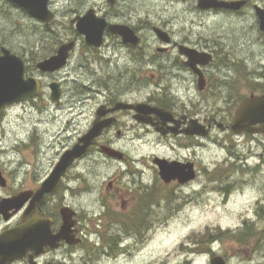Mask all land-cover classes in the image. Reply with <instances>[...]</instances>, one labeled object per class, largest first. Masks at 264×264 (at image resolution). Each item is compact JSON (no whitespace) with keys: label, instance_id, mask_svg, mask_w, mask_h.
Masks as SVG:
<instances>
[{"label":"flooded vegetation","instance_id":"flooded-vegetation-1","mask_svg":"<svg viewBox=\"0 0 264 264\" xmlns=\"http://www.w3.org/2000/svg\"><path fill=\"white\" fill-rule=\"evenodd\" d=\"M157 1L160 6L158 11L153 10L148 13L144 10V16H139L140 9L132 7V0H70V11L67 13V9L63 10V25L69 28V31L67 30L69 34L61 37L58 43L51 46L53 50L47 56L30 61L25 57L22 58L24 79H33L37 82V94L27 101L7 107L0 114V121L11 108L36 110L39 107L45 108L52 105L56 109H64L73 103L70 107L72 109L78 105L91 103L93 109L87 121L88 125L83 131L77 132L80 121L74 120L80 116L79 114L65 121L66 127L71 126L70 133L65 134L66 145L57 151L48 173L42 179L35 180L32 177L30 181H21L18 184L13 181V187L18 186V188L0 196V200L23 192H35L51 174L63 153L71 149L93 127L94 123L103 125L87 152L76 159L61 177L59 189L52 195H45L38 210L34 213H26L29 204L26 203L8 221L0 217V233L36 220L49 223L51 235L56 236L63 224L60 209L69 207L75 212L71 219L74 221L73 237L80 242L77 245H68L66 241L61 240L55 249L44 248L43 253L38 255L30 252L23 259L9 264H74L79 261L97 264L103 260L116 262L126 255H131L134 248L142 245L143 232L148 229L146 218L149 205L159 206L164 198L165 186L172 185L173 190H180L185 184L180 185L179 182L174 181L165 185L160 179V187L156 186V183L147 186L142 181V176L145 169L158 173L153 164L155 157L148 167H139L141 163L145 165L146 162H141L138 156H132L124 146V139L127 136L138 139L156 137L169 150L177 153L176 156H159L162 160L168 163L176 162L182 166L193 163L195 168H197L193 158L195 148L202 146L206 141H211L216 130L227 137L238 139V137L246 136V134L234 136L230 126L239 104L244 99L264 95V61L257 60V68L250 70L246 60L234 63L223 53L220 56V63H217L216 44L213 45L201 33L196 35L192 26L202 27L200 21H204L205 18L254 25L256 33L264 39V32L260 30L259 17L260 11L264 12V0ZM224 4L230 5L231 8L217 7ZM10 5L20 10L29 19L43 23L45 27H52V24L56 22L57 15L51 10L49 0L48 9L54 16L50 23L33 18L27 11L11 2ZM180 8L192 12V16L195 17L185 23L190 26L189 29L183 27L179 30L174 27L179 21ZM89 14L96 23L105 24L101 43L97 47L86 43L84 36L76 28L77 23ZM135 16L138 18L135 19ZM197 17L199 22H196ZM110 26L121 27L120 29L128 27L139 42L136 45L126 43L119 34L109 29ZM68 44H72V48L68 52L64 67L52 73L41 72L37 68L39 62L56 55L60 46ZM80 46L86 52L85 54L82 52L81 57L87 58V65L76 58ZM185 53L196 55L198 61L196 67L189 65L195 62L190 61ZM207 59H209L208 63L200 64ZM91 60H93L92 63ZM96 63H104L108 68L114 67L111 75L92 69L95 74L104 79L97 85L93 82L89 83L88 80L86 84L78 83L77 78H74L72 82L74 91L70 92L69 97L68 89H66V82L69 79L60 78V76L69 74L68 71L73 65H77L76 70H87ZM237 63L242 67L241 69L237 68ZM195 68L202 74L205 83L202 90L198 88L199 76L195 73ZM116 72L119 78L127 77L130 82L123 86L116 83L118 78L113 76ZM104 74L107 76L105 77ZM112 83L116 87H113ZM243 83L248 86V95L234 100L232 93L237 92L239 84ZM52 84H57L59 91L57 102L51 100L50 85ZM142 91H146L145 97L137 98V94L141 95ZM210 101L213 103L212 106H209ZM221 101L222 106H214ZM195 127L199 131L207 130V136L187 134ZM70 134H73L74 139L67 144L66 139ZM33 136L40 139L37 132L33 131L29 142L21 141L20 143L24 145V150L28 148L30 154L33 153L35 156V151H40L42 147L38 146L39 140L36 142L31 140ZM57 136L60 137L58 134ZM179 150H183L186 155L180 156ZM109 164L118 167L117 170L112 172L114 169L107 168V173L101 176L94 169L95 165L106 168ZM27 165V163L23 164L21 170L18 169L17 172L25 171ZM122 167L124 169L119 170ZM0 175L3 178L0 189H6L11 185L12 178L2 169H0ZM105 184L104 195L102 188ZM96 186L101 187L96 200L99 213H93L97 224L89 233L86 218L92 215V212L84 207L77 209L67 204L66 196L70 193L78 198L81 194L93 191ZM80 214L85 216L82 217ZM91 235L95 238L92 244H88ZM89 245L92 249L88 248ZM29 255L32 256L31 259Z\"/></svg>","mask_w":264,"mask_h":264},{"label":"rangeland","instance_id":"rangeland-1","mask_svg":"<svg viewBox=\"0 0 264 264\" xmlns=\"http://www.w3.org/2000/svg\"><path fill=\"white\" fill-rule=\"evenodd\" d=\"M49 3L51 10L57 16L52 27H45L43 23L40 24L24 16L20 10L13 8L10 2L8 4V1L0 0V45L16 56L25 57L28 61L47 56L53 50L51 46L58 43L61 37L69 34V28L63 25V10L67 9L68 13L71 8L70 0H49ZM132 7L140 9L139 16H144L146 11L151 13L160 9L157 0H132ZM193 18L195 17L192 16V12L180 8L179 21L174 27L179 30L183 27L189 29L190 26L185 23ZM196 22H199L198 17ZM200 22L202 27L192 26V28L196 35L201 33L213 45L216 44L217 63H220V56L223 53L234 63L246 60L250 70L257 68V60L264 61V39L256 33L254 25L248 26L219 19L214 21L209 18ZM82 52L86 53L80 46L76 58L87 65V58L81 57ZM90 62L92 63L93 60ZM76 67L77 65H73L68 71L69 74L60 76L69 79L66 82L69 97L70 92L74 91L72 83L74 78H77L78 83L93 82L97 85L104 79L92 69L111 75L114 68H108L104 63L93 64L87 70H76ZM239 67L242 68L237 63V68ZM115 75L113 76L118 78L116 83L122 86L130 82L127 77L119 78L118 72ZM111 85L116 87L114 83ZM247 89L246 83L239 84L237 92L232 93L233 99L248 95ZM145 94L146 91H142L141 95L137 94V98H144ZM72 104L68 103L69 106L64 109H56L52 105L39 107L36 110L11 108L2 116L0 169L12 178V182L6 189H0V196L18 188V186L13 187V181L17 184L21 181L28 182L32 177L39 180L48 173L57 151L66 145L65 134L69 132L71 126L66 127L65 121L79 114L80 116L74 119L80 121L77 132L86 128L93 105L85 103L70 109ZM209 104L212 106V101ZM222 104L221 101L214 106L219 107ZM33 131L37 132L41 140L34 136L31 140L33 139V142L39 140L38 146L42 147L40 151H35V156L33 153L30 154L28 148L24 150V145L20 143L29 142ZM219 132L216 130L211 141H206L202 146L195 148L193 158L198 171L195 180L185 184L180 190H173L172 185L165 186L164 198L159 206L149 205L146 218L148 229L143 232L142 245L134 248L131 255H126L116 262L103 260L97 264H209L212 253L225 258L227 264H264V210H262L264 209V135L249 134L237 139L221 135ZM68 136L67 144L74 139L73 134ZM124 142V146L132 156H138L141 162H146L145 165L140 162L141 168L151 165L154 157L161 159L159 157L161 155H177L156 137L138 139L127 136ZM178 153L180 156L186 155L183 150H179ZM233 155L239 156L230 159ZM26 163L27 173L16 171L21 170L22 165ZM107 168L114 169L112 172H115L118 167L112 164L106 168L101 165L94 166L101 176L107 173ZM123 169L124 167L119 170ZM209 173L219 176L222 183L213 182L215 179ZM142 181L147 186L156 183V186L160 187L159 183H161L158 173L150 169H145ZM105 186L106 184L102 188L104 195ZM100 188L96 186L93 191L81 194L78 198L70 193L66 196L67 204L77 209L84 207L92 212V215L86 218L89 233L97 224L93 213H99L96 200L101 192ZM244 224L252 227L250 231L252 235L249 237L251 239L246 243H238L231 237L232 235L223 240L204 243L208 234L230 232L234 235L245 229ZM90 238L88 244H92L95 236L91 235ZM74 264L85 263L79 261Z\"/></svg>","mask_w":264,"mask_h":264},{"label":"water","instance_id":"water-1","mask_svg":"<svg viewBox=\"0 0 264 264\" xmlns=\"http://www.w3.org/2000/svg\"><path fill=\"white\" fill-rule=\"evenodd\" d=\"M12 4L21 7L35 19L45 23L53 21L54 16L48 9V0H8ZM217 7L231 8L230 5H218ZM260 30L264 32V12L260 11ZM89 14L84 19H81L77 25V31L84 36L86 43L92 46H99L101 43L102 31L104 23H96ZM114 27L109 29L114 33L119 34L123 41L136 45L139 40L135 37L133 31L128 27ZM72 44L62 45L59 47L57 54L38 63L37 68L41 72H55L65 65L68 52L71 50ZM189 60L195 62L189 64L191 67H196L198 63L194 53H185ZM209 59L201 62L204 65ZM195 73L199 76L198 88L202 90L204 80L202 74L197 68ZM38 84L33 79H24V62L21 57H18L7 50L5 47H0V114L7 107L27 101L36 96ZM51 100L57 102L59 99V91L57 84L50 85ZM103 124L94 123L93 127L69 150L62 154L58 163L52 170L51 174L41 183L40 187L35 192H23L11 198L0 200V217L4 221H8L13 214L20 211L26 203V213H34L38 210L39 205L44 200L45 195L54 194L60 185L61 177L66 170L73 164L76 159L82 157L93 140L99 135ZM199 128V127H198ZM202 128V127H201ZM230 130L235 135L242 133L249 134H264V95L252 96L244 99L238 106ZM206 137L208 131L202 129L199 131L196 127L187 134ZM153 163L158 169L160 179L169 184L177 181L180 184H185L193 181L196 178V173L193 164L187 166L179 165L176 162L168 163L166 160L156 158ZM187 170V171H186ZM0 185H3V178L0 175ZM63 224L60 232L56 236H52L49 228V223L42 221H32L13 227L0 233V264H9L15 260L23 259L30 252L35 255L43 253V249L52 250L57 248V243L64 240L68 245H77L80 241L74 240L72 227L74 221H71L74 212L63 207L60 210ZM30 259L32 256H28ZM209 264H225L222 257L215 256L210 260Z\"/></svg>","mask_w":264,"mask_h":264},{"label":"trees","instance_id":"trees-1","mask_svg":"<svg viewBox=\"0 0 264 264\" xmlns=\"http://www.w3.org/2000/svg\"><path fill=\"white\" fill-rule=\"evenodd\" d=\"M210 176H213L214 177V181L213 182H217V183H222V179H220L219 176H216L214 173H209ZM173 193V192H172ZM246 223V222H244ZM246 225L245 229L240 231L239 233L237 234H231L230 232H219L218 234H208L206 235V240L204 241V243H211L212 241H217V240H223V239H226L229 237V235H232L231 237L235 238V240L238 242V243H246L248 242L251 238H249L252 234H251V225H247V224H244ZM259 235V233L257 234ZM205 237V236H203ZM216 237V238H215Z\"/></svg>","mask_w":264,"mask_h":264},{"label":"bare ground","instance_id":"bare-ground-1","mask_svg":"<svg viewBox=\"0 0 264 264\" xmlns=\"http://www.w3.org/2000/svg\"><path fill=\"white\" fill-rule=\"evenodd\" d=\"M17 168H18V167H17ZM14 170H15V169H14ZM17 170H18V169H17ZM17 170H16V171H17Z\"/></svg>","mask_w":264,"mask_h":264}]
</instances>
